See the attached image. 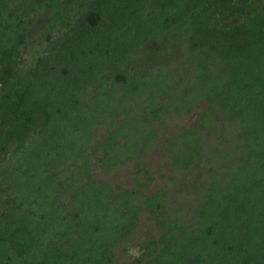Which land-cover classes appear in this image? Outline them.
Listing matches in <instances>:
<instances>
[{
	"label": "trees",
	"instance_id": "obj_1",
	"mask_svg": "<svg viewBox=\"0 0 264 264\" xmlns=\"http://www.w3.org/2000/svg\"><path fill=\"white\" fill-rule=\"evenodd\" d=\"M161 49L191 70L133 71ZM0 85V264H116L144 213L162 232L145 264H264V0H0ZM203 103L161 145L174 170L217 175L190 223L167 190L145 194L149 173L124 192L95 178L94 161L141 162L156 124ZM223 120L234 132L209 150L200 130Z\"/></svg>",
	"mask_w": 264,
	"mask_h": 264
},
{
	"label": "rangeland",
	"instance_id": "obj_2",
	"mask_svg": "<svg viewBox=\"0 0 264 264\" xmlns=\"http://www.w3.org/2000/svg\"><path fill=\"white\" fill-rule=\"evenodd\" d=\"M35 38L38 40V36ZM156 48V46H155ZM25 58L26 62H31L28 52ZM165 57V58H164ZM155 66L157 68H166L168 70H180L185 73L191 67L185 66L180 56H174L171 53L161 49V53L155 57L143 56L139 61L133 64V71H139L146 67ZM207 109V104L203 103L194 109V112L188 116H176L174 118H163L159 124L154 127L161 133L157 146L152 148L146 154L144 160L133 163L125 168H121L115 173L108 174L101 165L94 161V175L98 181L111 184L115 189L124 192L136 188V180L147 185L149 176L153 178L149 188L144 189L147 196L156 194L160 190L169 192L168 213L173 218L185 217L186 222L190 223L195 215V207L198 205L200 187L203 183L210 181L217 175L210 170L206 163L196 166L189 172L174 170L169 165V154L161 145L165 140L175 137L187 130H195L203 112ZM222 129H226L229 137L234 132V124L223 120L217 132L208 134L200 130V136L209 145V150L216 149V138ZM99 140L107 137L105 127H99L97 130ZM230 150V148H225ZM222 155L217 156V158ZM219 171V165L214 164ZM221 173V172H220ZM215 177V178H216ZM65 203L71 204L69 200ZM164 218V217H163ZM162 232L159 230L155 220L150 215L144 213L141 215V222L136 232L130 237L128 242L120 245L115 250L116 264H145L149 259H145L146 247L151 241H159Z\"/></svg>",
	"mask_w": 264,
	"mask_h": 264
},
{
	"label": "flooded vegetation",
	"instance_id": "obj_3",
	"mask_svg": "<svg viewBox=\"0 0 264 264\" xmlns=\"http://www.w3.org/2000/svg\"><path fill=\"white\" fill-rule=\"evenodd\" d=\"M0 88H1V92H0V97H1L0 103H1V101H2V93H3V90H4V85H0ZM7 124H8V119L0 117V150L2 149L3 141H4L5 135L7 133ZM3 159H6L5 155L3 156ZM0 161H1V157H0ZM142 190L144 191V189H142Z\"/></svg>",
	"mask_w": 264,
	"mask_h": 264
},
{
	"label": "water",
	"instance_id": "obj_4",
	"mask_svg": "<svg viewBox=\"0 0 264 264\" xmlns=\"http://www.w3.org/2000/svg\"><path fill=\"white\" fill-rule=\"evenodd\" d=\"M2 88V87H1ZM1 88H0V92H1ZM0 100H1V97H0Z\"/></svg>",
	"mask_w": 264,
	"mask_h": 264
}]
</instances>
